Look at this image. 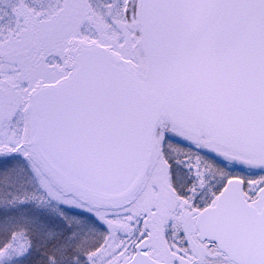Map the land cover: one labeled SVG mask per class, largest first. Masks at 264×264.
Returning <instances> with one entry per match:
<instances>
[{
  "label": "snow or ice",
  "instance_id": "snow-or-ice-1",
  "mask_svg": "<svg viewBox=\"0 0 264 264\" xmlns=\"http://www.w3.org/2000/svg\"><path fill=\"white\" fill-rule=\"evenodd\" d=\"M0 264H264V0H0Z\"/></svg>",
  "mask_w": 264,
  "mask_h": 264
}]
</instances>
